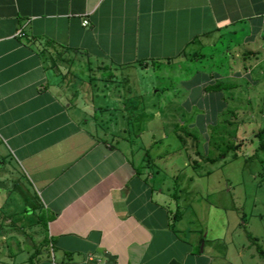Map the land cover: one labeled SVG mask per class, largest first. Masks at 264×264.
Returning a JSON list of instances; mask_svg holds the SVG:
<instances>
[{
  "label": "crops",
  "instance_id": "0c3cea01",
  "mask_svg": "<svg viewBox=\"0 0 264 264\" xmlns=\"http://www.w3.org/2000/svg\"><path fill=\"white\" fill-rule=\"evenodd\" d=\"M237 30L264 32V0H0V144L51 216L31 264H214L208 234L179 211L170 152L136 126L141 101H128L124 133L109 138L111 104L96 106L88 82H63L48 61L55 52L127 78L212 51Z\"/></svg>",
  "mask_w": 264,
  "mask_h": 264
},
{
  "label": "rangeland",
  "instance_id": "374dc122",
  "mask_svg": "<svg viewBox=\"0 0 264 264\" xmlns=\"http://www.w3.org/2000/svg\"><path fill=\"white\" fill-rule=\"evenodd\" d=\"M248 34L255 40H247ZM262 35L237 30L212 51L169 64L150 63L127 78L122 72L111 76L95 61L71 64L67 61L74 57L63 60L55 52L48 61L63 82H88L85 91L96 106L111 104L107 110L102 106L106 112L101 120L109 138L124 133V117L133 113L128 101H141L136 126L145 143L154 141L155 152H170L168 166L180 176L184 191L180 206L185 208L179 211L185 212L186 226L208 234L214 264H264V151L256 137L264 127ZM217 82L235 85L222 91L207 88ZM79 98L89 100L82 93ZM84 109L90 118L91 108ZM150 113H158L151 123ZM180 120L183 130L173 133ZM188 132L192 136L185 137ZM8 151L0 144V264H31L46 233L39 217L41 201Z\"/></svg>",
  "mask_w": 264,
  "mask_h": 264
},
{
  "label": "trees",
  "instance_id": "16d2710c",
  "mask_svg": "<svg viewBox=\"0 0 264 264\" xmlns=\"http://www.w3.org/2000/svg\"><path fill=\"white\" fill-rule=\"evenodd\" d=\"M234 85H235V84H232V83L217 82V83H214V84L211 85V86H208L207 88H210V89H212L213 91H222V90H224V89L229 90V89L233 88ZM183 136H184V135H183ZM186 136L189 137V136H192V134L188 132V133L185 134V137H186ZM256 137H257V139H258V141H259V148H258V149L264 151V127H263L260 131H258V132L256 133ZM194 138H196V137H194ZM206 159L210 160V158H206ZM197 163H198V162H197ZM36 196L38 197L37 193H36ZM38 198H39V197H38ZM39 217H40V219H41V222H42L43 225L45 226V228H47L48 221L50 220L51 216L49 215L48 210H46L45 207H44L42 204H41V209H40ZM248 237H249L251 240L256 241V238H255L252 234H249ZM38 252H39V250L36 249L35 253L37 254ZM35 253H34V255H35ZM261 256L264 257V253H263L262 250H261ZM32 258H33V256H32Z\"/></svg>",
  "mask_w": 264,
  "mask_h": 264
},
{
  "label": "built area",
  "instance_id": "2783aa9c",
  "mask_svg": "<svg viewBox=\"0 0 264 264\" xmlns=\"http://www.w3.org/2000/svg\"><path fill=\"white\" fill-rule=\"evenodd\" d=\"M88 23H89L88 20H84V25H87ZM17 34L18 35H23V30L22 29L18 30Z\"/></svg>",
  "mask_w": 264,
  "mask_h": 264
}]
</instances>
